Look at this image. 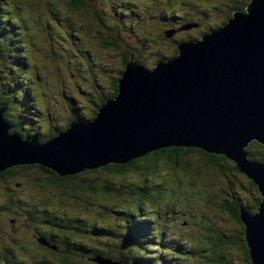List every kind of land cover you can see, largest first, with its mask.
<instances>
[{"label":"rangeland","instance_id":"obj_1","mask_svg":"<svg viewBox=\"0 0 264 264\" xmlns=\"http://www.w3.org/2000/svg\"><path fill=\"white\" fill-rule=\"evenodd\" d=\"M27 1L31 5L32 0ZM85 1L88 2L92 11H98L104 16L103 19L108 24L106 26L117 24L119 29L124 31L125 42L117 41V47H106L104 43L109 41L111 31L92 16L83 18L75 12L71 19L66 17L67 6H58L62 12L54 11L55 15H53L43 4L36 6L32 3L33 10L28 5L22 11L19 9L22 5L16 0H0V7L3 8L1 15L10 18L20 17L22 23L15 24L17 30L14 31V35L12 33L7 35L17 40L16 42L10 43L6 37L2 40L5 49L9 50L4 56L2 70L9 66L17 67L27 76L24 77L26 82L24 90H27L29 97L26 94L22 99L23 106L12 103L14 115L27 117L21 121L25 128L23 134L37 133L40 139L41 133L48 135L52 127L64 128L69 122L76 121L72 112L85 118L86 116L89 119L92 118L90 115L92 107L88 95L96 99L99 94L110 96L114 93L111 85L113 80L118 78L117 73L125 70V58L129 48L135 49V59L145 64V69H155L157 60L161 57L168 56L161 59L168 60L178 55L173 41L203 40L201 36L205 33L204 31L225 27L226 24L222 25L225 14L227 12L231 14L232 11L230 8L223 7V4L230 0ZM214 3L219 7L211 6ZM241 8L234 9L232 16L236 11L244 10ZM116 10L128 12L130 17L127 15L120 17ZM205 12L209 15H204ZM164 35H170L171 38L168 36L164 38ZM17 54L25 56L24 69L14 65L11 57ZM11 78L13 77L4 73L1 80L9 83ZM5 94L6 92L2 96ZM72 96L75 98L69 101ZM30 118L32 121H28ZM197 159L198 157L194 156L193 162ZM182 172L175 183L173 168L165 171L166 176L162 174L154 180L151 197L152 202H156L154 206L158 210L155 211L154 206L152 208L147 206L143 210L142 217L158 213L160 216L157 228L165 232L166 239L178 236L180 242L185 244L184 246L188 240L192 242L189 245L193 246V250L181 249L179 258L170 259L173 253H176L175 251H171L170 255L167 254L165 256L167 264H214L209 261L213 256L211 237H217L219 232L224 233L225 236L242 232L239 222L233 220L230 213L226 214L219 209L217 204L231 202L235 198L244 206H248L255 190L253 187H251L253 190L249 188L251 183L246 175H235L232 172L225 175L217 170H210L209 175L198 177L199 179L195 182L196 187L191 184L193 181L189 177L190 173ZM211 174L214 176L211 177ZM130 178L133 180L132 184L131 181L120 184L122 194L126 197H129L128 192L134 191L136 183H139L135 180V176ZM24 185L29 187L25 182L20 187ZM22 192L24 191L20 192V196ZM26 194L33 195L24 198V201L33 203L39 200L40 195L37 192L29 190ZM102 202L97 201L95 207L100 210ZM4 204L6 207L0 211V256L5 246L15 243L19 246L14 251L17 260L21 259L22 264H40L48 251L37 238H44L46 232L61 231L54 227L53 230L46 223L41 225L30 223L25 226L24 217L14 215L16 205L8 206L0 189V205ZM61 208L64 209V207ZM65 209L69 212V216L84 215L81 212L82 209L74 206ZM89 212L87 216H84L89 218V223L115 222L113 217H103L101 211L102 217ZM73 238L79 239L80 236ZM82 240L90 246L104 247L103 241L98 237L84 236ZM26 243L27 245L24 246ZM151 253L156 258L160 257L161 261L162 256L158 250H152ZM226 254L233 264H248L237 250L229 251L228 249ZM52 257L54 264L60 263L56 256L52 254ZM77 263L98 264L89 254L80 257Z\"/></svg>","mask_w":264,"mask_h":264},{"label":"water","instance_id":"obj_2","mask_svg":"<svg viewBox=\"0 0 264 264\" xmlns=\"http://www.w3.org/2000/svg\"><path fill=\"white\" fill-rule=\"evenodd\" d=\"M202 39L178 42V55L152 70L131 57L118 95L45 143L12 133L0 107V173L37 163L76 175L170 147L223 156L261 196L257 211L242 209L240 220L251 264H264V162L246 151L253 141L264 145V0H251Z\"/></svg>","mask_w":264,"mask_h":264},{"label":"trees","instance_id":"obj_3","mask_svg":"<svg viewBox=\"0 0 264 264\" xmlns=\"http://www.w3.org/2000/svg\"><path fill=\"white\" fill-rule=\"evenodd\" d=\"M16 1L22 5V7H19L22 11L28 5L29 8L33 10V5L39 6L43 4L47 11L53 15H55L54 11L62 12L58 6H67L68 15L66 14V17H70L71 19L73 13H78L83 16V18L92 16L98 23L100 22L106 29L111 31L109 41L104 43L106 47H117V41H124V31L119 29L117 24L114 26H106L108 24L104 21V16L98 11H92V8L90 9V5L85 0H32L33 5L32 3L30 5L27 0ZM90 1L95 2L96 0ZM188 1L195 2L197 0ZM250 2L251 0H230V2L223 4V7L230 8L232 11L234 9H240L241 7V9H245ZM211 6L219 7V5L215 3ZM2 10L3 8L0 7V107L4 110L5 121L10 124L14 130H12V133H19L24 139L30 138L33 141L45 143L48 139L56 137L60 132L68 128L70 122L64 128L60 126L56 128L52 127L48 135H43L44 133H41L40 139H38L39 134L37 133H22L25 128H23L24 125L23 123L21 124V121L27 117L26 115H14L12 113V105L20 104L23 106L22 99L25 98L26 94L29 97L27 90H24L26 84L24 77L27 76L24 75L25 72L19 71L17 67L9 66L5 67L4 71L2 70L4 56L9 51L5 49L2 40L6 37L10 40V43L16 42L17 40L7 35L11 33L14 35V31L17 30L15 24L21 25L22 23L20 22V17L10 18L1 15ZM232 11L231 14L230 12L225 14L226 17L222 21V25L228 23ZM116 12L120 14V17L123 15L130 17L129 13L123 10H116ZM206 14L209 15L208 12L204 13V15ZM167 36L164 35L163 37L167 38ZM182 41L184 40L173 41V45L177 52V43H182ZM16 52H18V50H16ZM134 52V48H129V52L125 58L124 69L126 62H128L131 57L135 58ZM164 57L168 58V56H163L161 59ZM11 58L14 61V65L22 68L24 67L25 56L23 54H17ZM161 59L157 61L159 62ZM143 65L146 66L145 64ZM4 73L13 77L9 80V83H5L1 80ZM117 74L118 78L114 79L111 85L114 91L113 94L110 96L99 94L96 99L88 95L92 107V113L90 114L92 118L89 119L87 116L85 118L72 112L74 120L90 121L97 116L99 106L107 103L109 99H113L118 95V80H120L121 75L119 73ZM5 92L6 94L2 96ZM74 98L75 96H72L69 101H73ZM28 121H32V119L30 118ZM246 151L251 160L264 162V145L253 141L249 144ZM194 156L198 157L196 162H193ZM170 168L175 169V173L173 174L174 183L180 178L181 172L184 171L190 173L189 177L193 181L191 184L196 187L197 185L195 182H197V179L202 175H209L210 170H217L225 175L231 172L235 175H244L237 169L232 161L223 156L208 154L198 148L170 147L157 150L144 157L133 159L124 164H109L105 167L89 169L76 175L68 176H60L52 169H48L37 163L31 165H17L0 173V189L3 193V197L7 201V205H16L14 215L24 217L25 226L30 225V223L36 225L46 223L48 226L52 227V229L54 227L61 231L46 232L44 238H37L48 251L45 259L42 260L40 264H54L51 259L52 254L58 258L59 264H79L77 263L79 258L88 254L96 262L99 258H102L111 259L120 264H167L165 260L167 254L170 255L171 251H175L176 253H173V257H170V259L179 258L181 249L193 250V246L189 245V243L192 242L188 240L186 246H184L185 244L180 242L178 236L166 239L165 232L157 228L158 217L160 215L155 213L154 215L142 217V214L147 206L152 208L156 203L152 202L153 199L151 197V187H153L154 180L159 175L164 174V176H166L165 171ZM130 176H135V180L139 183H136V189L128 192L129 197H126L122 194V186L120 184L126 181H131L130 183L132 184L133 180ZM186 176H188V174H186ZM213 176L214 174H211V177ZM23 182L28 184L29 187L26 185L20 187ZM158 182L160 181L158 180ZM250 183L251 186L249 188L253 187L255 192L250 197L248 206H244L243 203L237 199L235 200V198L231 202L227 201L223 204H217L219 209L226 214L230 213L232 219L239 222L242 226V232L240 231V234L235 235L231 234V236H225L224 233L219 232L217 237H211V243L213 244V246H211L213 256L209 259L211 263L233 264L226 254V251L228 253L229 249V251H239V253L243 255L244 260L248 262V264H251L240 214L242 209H248L251 213L255 212L261 201V196L257 187L251 181ZM29 190L37 192L38 195H40L39 200L33 203L24 201V198L33 195L26 194ZM21 191H24L22 192V196H20ZM97 201H103L102 205H100V210L95 207ZM5 204L0 205V211L2 208L6 207ZM73 206L82 209L81 212L84 215H77L78 217L69 216V212L65 208ZM61 207H64V209L62 210ZM153 208L155 211L158 210L156 206ZM89 211L93 212L92 215L97 214V216L100 215L102 217L103 214V217H113L115 222L109 224L104 223L105 225L103 223H96V221L89 223V218L84 217L90 213ZM74 236H80V238L72 239ZM84 236H88L89 238L98 237L103 241L102 245L104 247H100V245L90 246L82 240ZM47 242H49L50 245H48ZM25 245H27V243L24 244V246ZM229 246L231 247L229 248ZM18 247L19 246L15 243L5 246L4 252H1L0 264H22V260H17L14 253ZM26 247L28 248V246ZM155 249L161 254V261L160 257L156 258L154 254L152 255L151 251ZM205 249L206 248H204V250ZM190 258L191 257H189V259Z\"/></svg>","mask_w":264,"mask_h":264},{"label":"flooded vegetation","instance_id":"obj_4","mask_svg":"<svg viewBox=\"0 0 264 264\" xmlns=\"http://www.w3.org/2000/svg\"><path fill=\"white\" fill-rule=\"evenodd\" d=\"M231 16H232V15H231ZM230 18H231V17H230ZM230 18H229V19H230ZM210 29H211V28H210ZM210 29H209L208 31H204V32L207 33V32L210 31ZM205 33H204V34H205ZM201 37H202V36H201ZM256 211H257V210H256ZM47 244L50 245L49 242H47ZM48 245H47V246H48Z\"/></svg>","mask_w":264,"mask_h":264}]
</instances>
